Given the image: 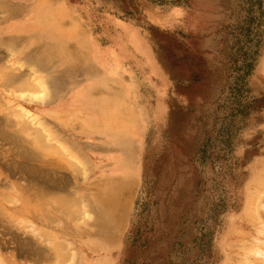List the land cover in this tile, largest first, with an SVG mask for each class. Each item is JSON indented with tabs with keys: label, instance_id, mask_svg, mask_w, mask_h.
Returning a JSON list of instances; mask_svg holds the SVG:
<instances>
[{
	"label": "rangeland",
	"instance_id": "rangeland-1",
	"mask_svg": "<svg viewBox=\"0 0 264 264\" xmlns=\"http://www.w3.org/2000/svg\"><path fill=\"white\" fill-rule=\"evenodd\" d=\"M0 3V264H264V0Z\"/></svg>",
	"mask_w": 264,
	"mask_h": 264
},
{
	"label": "bare ground",
	"instance_id": "bare-ground-1",
	"mask_svg": "<svg viewBox=\"0 0 264 264\" xmlns=\"http://www.w3.org/2000/svg\"><path fill=\"white\" fill-rule=\"evenodd\" d=\"M53 1V0H52ZM55 1V0H54ZM2 3H0V5H1ZM15 12H22V10L20 9V10H17V9H14V8H10L9 9V16H13L14 14H15ZM3 18H5V17H3ZM1 19V18H0ZM65 22V21H64ZM67 25V24H66ZM79 30H81V29H79ZM29 32V31H28ZM83 32V31H82ZM20 33H24V31H22V32H19V33H16V34H10L9 36H17V35H19ZM78 33V32H77ZM80 33V32H79ZM80 34H82V33H80ZM84 34V33H83ZM51 36H55V34H52ZM62 36H65V38H67V39H69L70 37V35H69V32L68 31H66L65 33H64V35L62 34ZM3 37V36H2ZM71 39V38H70ZM71 41H69V40H67L66 41V44L68 43H70ZM6 48H8L9 49V52L11 51V50H13L11 47H6ZM4 49V48H3ZM11 49V50H10ZM16 50V49H15ZM14 50V51H15ZM6 51V50H5ZM14 51H12V52H14ZM3 53V52H2ZM3 54H5V53H3ZM26 54V53H25ZM32 55H29L28 57H30V58H35V55L33 54V53H31ZM1 55V54H0ZM8 55V54H7ZM5 56V55H4ZM8 56H11V60L14 62L15 60H16V56L14 55V53H9V55ZM2 58H3V55L1 56ZM4 59V58H3ZM30 60V64L27 66L26 65V67L29 69L28 71L26 70V72H24V71H22L20 68H16V67H14V68H16L17 69V72H14L13 74H9V72H8V74H7V76H6V78L5 77H3V78H5V80H7V81H9V82H11V83H17V86H19L20 87V83L19 82H21L22 81V84H24L25 86L27 85V87L28 86H33L34 87V89L36 88L38 91H36L35 93L36 94H34L33 95V99L35 100L34 101V103H39L40 105H42V104H45V103H48V102H50V101H52L53 99H54V97H55V95L51 92V94L49 95V92L47 91L48 89H47V87H45V85L43 84V78L41 77V76H39L38 74H37V71L39 70V69H46V68H49L50 70L51 69H55L56 67H57V63H56V61H50L49 63H48V65H45L46 63H43L42 62V60H38V58H36L34 61L32 60V59H29ZM2 61V60H1ZM12 62V63H13ZM17 64H19V67L21 66V64L19 63V62H16ZM29 63V62H28ZM147 64H148V62H147ZM150 64V63H149ZM6 67H8V66H6ZM9 69V68H8ZM10 70V69H9ZM11 71V70H10ZM44 71V70H43ZM45 71H47V70H45ZM3 72V71H2ZM41 72V71H40ZM4 73V72H3ZM5 73H7V72H5ZM30 73V74H29ZM28 74V78H23V77H26V76H24V75H27ZM2 75V74H1ZM3 76H5V75H3ZM54 75H52V76H50V78H51V80L53 79V81H54V77H53ZM2 78V79H3ZM50 80V81H51ZM17 81H19V82H17ZM51 82V83H54V82ZM50 83V84H51ZM3 84H6L5 82L3 83ZM19 84V85H18ZM8 85H9V83H8ZM11 85V84H10ZM13 85V84H12ZM23 85V86H24ZM52 85V84H51ZM24 86V87H25ZM40 89V90H39ZM101 90V89H100ZM102 93V92H101ZM49 95V96H48ZM29 95H27V97H28ZM48 96V97H47ZM31 97V96H30ZM37 104L35 105L36 107H37ZM18 107V106H17ZM20 108H21V110L24 112V114L31 120V121H33L34 120V122H36V123H39V121L37 122V120H36V118H37V113L36 112H34V111H32L31 109H28L26 106H22V105H20L19 106ZM32 108H34V107H32ZM11 111V110H10ZM9 111V112H10ZM12 111H13V109H12ZM17 112H10V114H15V113H18V114H16V116L17 115H19V117H20V112H18V110H16ZM24 114H22L21 115V117L23 116V118H24ZM20 117V118H21ZM19 121V120H18ZM17 121V122H18ZM20 122V121H19ZM24 122H25V120H24ZM24 122H20L21 124H20V126H23L22 125V123H24ZM27 122V121H26ZM5 123V122H4ZM29 123V122H28ZM15 124L18 126V124L15 122ZM27 123H25L24 124V126L26 125ZM5 125H6V123H5ZM17 126H16V129H17ZM19 127V126H18ZM20 128V127H19ZM22 128H25V127H22ZM15 129V130H16ZM36 129L38 130L37 131V133H39V129L36 127L35 128V131H36ZM42 129L43 130H45V132H46V134H45V136L47 137V136H50L51 135V133H48L49 132V129H46L45 127H42ZM20 130H23V129H20ZM17 131H19V130H17ZM34 131V132H35ZM4 132V131H3ZM3 132H2V134H3ZM20 133H21V131H19ZM19 132H17V133H19ZM63 132V131H62ZM14 134L13 135H15L16 133L15 132H13ZM28 133V132H27ZM32 133V132H31ZM37 133H35V134H37ZM42 133V132H41ZM63 133H65V132H63ZM2 134H0V135H2ZM35 134H33V136H35ZM40 134V133H39ZM7 135V134H6ZM8 135H10V134H8ZM3 136H5V135H3ZM11 137H14V136H12V134L10 135ZM9 136V137H10ZM32 136V137H33ZM38 136V135H37ZM39 137V136H38ZM40 137H42V139H43V136L41 135ZM63 137H65V138H68V136H67V134H65ZM6 138V137H5ZM5 138H4V140H5ZM33 138H35L36 139V137H33ZM45 138V137H44ZM17 139V138H16ZM32 139V138H31ZM38 139H40V138H37V140ZM1 140L3 141V138H2V136H1ZM41 140V139H40ZM40 140H38V142L40 141ZM32 141V142H31ZM33 141L34 140H30V142H31V144H29V145H34V144H36V140H35V143L34 144H32L33 143ZM17 142V141H16ZM43 142H45V141H43ZM13 143V142H12ZM46 143H48V142H46ZM16 144H18V143H16ZM45 144V143H44ZM53 144V143H52ZM19 145V144H18ZM38 145H40V144H37V146ZM48 145V144H47ZM45 146V149H46V147H48V146ZM35 146V145H34ZM41 146V145H40ZM51 146V145H50ZM36 147V146H35ZM52 147H55V146H52ZM16 148V147H15ZM31 148V147H30ZM38 149H39V147H37ZM56 148V147H55ZM58 148V150H59V147H57ZM17 149V148H16ZM19 149V148H18ZM18 149H17V151H18ZM36 149V148H35ZM37 149V150H38ZM44 149V150H45ZM49 149H50V147H49ZM29 150V149H28ZM33 150V149H32ZM40 150V149H39ZM25 151V150H24ZM31 151V150H30ZM29 151V152H30ZM60 151V153H62V151L61 150H59ZM19 152H21L20 150H19ZM29 152H25V153H23L22 155H24V154H26V153H29ZM57 153V152H56ZM17 154H21V153H17ZM35 154V156H36V153H34ZM58 154H59V152H58ZM18 155V156H19ZM38 155V154H37ZM41 155H42V153H41ZM59 155H62V154H59ZM26 156H27V154H26ZM39 156V155H38ZM38 156H36V158L38 157ZM20 157H21V155H20ZM42 157V156H41ZM40 156H39V158H41ZM66 156L64 155V158H65ZM25 158H28V159H30V158H33V156L31 157H25ZM44 158V157H43ZM48 158V157H47ZM34 160H35V157L33 158ZM32 159V160H33ZM42 159V158H41ZM49 159V158H48ZM38 160H40V159H38ZM37 160V161H38ZM67 160V159H66ZM69 161V160H68ZM1 162H3V161H1ZM72 162V161H71ZM7 163H8V161H7ZM20 163V162H19ZM18 163V164H19ZM1 164V163H0ZM8 164H10V166H12L11 164H14V163H8ZM8 164H6V162H5V164H4V167H2V168H5V165H6V167H7V165ZM53 161H46V162H41V167H46V168H48V167H51V166H53ZM71 164V163H70ZM25 165V164H24ZM23 165V166H24ZM73 165V164H72ZM9 166V167H10ZM14 166V165H13ZM13 166H12V168H13ZM28 166H31V165H28ZM28 166L26 165V168H28ZM74 166V165H73ZM20 167V164H19V166H18V168ZM36 167V166H35ZM35 167H33L32 166V169L33 168H35ZM70 167H72V166H70ZM75 167V166H74ZM78 167V166H77ZM57 168V167H56ZM59 168V167H58ZM10 169V168H9ZM8 169V170H9ZM15 170H16V168H14ZM29 169V168H28ZM28 169H23V173L25 174V176H26V174H28V173H26L27 171H24V170H28ZM42 169V168H41ZM72 169V168H71ZM76 169V168H75ZM77 169H79V168H77ZM15 170H11L10 172H9V174L10 173H14L15 172ZM29 170H31V169H29ZM52 170H54L55 171V169H52ZM73 170H74V168H73ZM72 170V171H73ZM19 171V170H18ZM31 171H33V170H31ZM30 171V172H31ZM37 171H38V169H37ZM40 171V170H39ZM47 171V170H46ZM51 171V170H50ZM79 171V170H78ZM34 172V171H33ZM36 172V171H35ZM81 172V171H80ZM43 173H44V168H43ZM52 173H53V171H52ZM51 172H50V175L52 174ZM74 173H76V172H74ZM32 174V172L31 173H29V175H31ZM41 174H42V171H41ZM40 174V172H37V174L36 173H34V176L32 177V182L33 181H35L36 183H34V188H35V190H38L39 191V189L40 188H42V185H38V183L37 182H39V181H42L43 183H44V185H43V192H44V189H47V190H51V189H54V191H55V189L57 188V189H61V190H64L63 188L66 186V183H69L68 181H67V177H66V179H64L65 178V176L63 175V177L64 178H58L57 176V179L55 178L54 180H53V175L52 176H49V175H44V176H46L45 178L42 176ZM45 174V173H44ZM46 174H47V172H46ZM48 174H49V172H48ZM54 174V173H53ZM56 174V173H55ZM78 174V173H77ZM11 175H13V174H11ZM10 175V176H11ZM15 175V174H14ZM13 175V177H15ZM53 177V178H51V179H49V177ZM55 176V175H54ZM59 176V175H58ZM60 176H62V174L60 175ZM19 177H21V176H19ZM29 177H31V176H29ZM47 177H48V179H47ZM80 177H82V176H80ZM72 177L70 176V179H71ZM2 179V178H1ZM0 179V180H1ZM26 180V179H25ZM2 181V180H1ZM27 182H30V181H28V180H26ZM72 181V180H71ZM71 181H70V183H69V185L71 184ZM3 182V181H2ZM6 182V181H5ZM31 182V183H32ZM2 184V183H1ZM6 184V183H5ZM28 184V183H27ZM40 184H41V182H40ZM4 185V184H3ZM2 185V186H3ZM10 186V185H9ZM24 185H22V187H23ZM31 186H32V184H31ZM30 186V187H31ZM39 186H41V187H39ZM21 187V189H23ZM26 187V186H25ZM29 187V188H30ZM33 187V186H32ZM67 187V186H66ZM26 189V188H25ZM29 190V189H28ZM31 190V189H30ZM60 190V191H61ZM53 191V190H52ZM53 191V192H54ZM47 192V191H46ZM75 192V191H74ZM35 193V192H34ZM36 193H38V192H36ZM42 193V192H41ZM49 193V192H48ZM52 193V192H51ZM1 194V193H0ZM39 194H40V191H39ZM4 194H2V196H3ZM45 195H47V193L45 194ZM75 195V194H74ZM54 196V195H53ZM39 197H41L40 195H39ZM57 197V196H56ZM56 197H55V199H56ZM68 198H69V196H67ZM73 197V196H72ZM71 197V198H72ZM75 197V196H74ZM62 198V197H61ZM60 198V199H61ZM68 198H67V200H68ZM80 197H78V199H79ZM41 199V198H40ZM52 200H53V197L51 198ZM51 199H50V201H51ZM65 199H66V197H65ZM73 199V198H72ZM58 200H59V198H58ZM255 199H252V198H249V199H247V201H246V204H245V209H244V211H246V213L247 212H249V211H251V210H253L254 209V207H255V201H254ZM55 202H56V200H54ZM54 201L52 202V203H54ZM61 201V200H60ZM65 201V200H64ZM70 201V200H69ZM73 200H71V202H72ZM75 201V200H74ZM78 201V200H77ZM81 201H84V200H81ZM58 202V201H57ZM80 202V201H79ZM261 202H262V200H261ZM260 202V203H261ZM61 203H63V201H61L59 204H61ZM67 203H69V202H67ZM81 203V202H80ZM80 203L78 204L79 206L78 207H80ZM54 204H57V203H54ZM70 204V203H69ZM74 204V203H73ZM76 204H77V202H76ZM83 204V203H82ZM81 204V205H82ZM58 205V204H57ZM64 205H66V204H62V206L60 205V207H63ZM69 206V205H68ZM74 207H75V205H73ZM43 207V206H42ZM55 208H57L56 206H54ZM60 207H59V209H60ZM70 207V206H69ZM85 207V206H84ZM66 208H67V206H66ZM71 208V207H70ZM76 208V207H75ZM75 208H74V211H75ZM80 209V208H79ZM44 210H45V208H44ZM70 210V209H69ZM69 210H66L67 212L69 211ZM43 211V210H42ZM71 211V210H70ZM76 211H77V209H76ZM79 212V211H78ZM45 213H46V211H45ZM48 213V212H47ZM64 213V212H63ZM69 213H71V212H69ZM84 214V213H83ZM47 215V214H46ZM74 215H76L77 216V214H74ZM74 215H72V216H74ZM79 215V214H78ZM42 216V215H41ZM47 216H49V215H47ZM64 216H66V215H64ZM72 216H70V220H72L71 219V217ZM76 216H74V217H72V218H75ZM83 216V215H82ZM86 216V215H85ZM51 217V216H50ZM43 218V217H42ZM78 219V221H79V217H77ZM86 218V217H85ZM73 221V220H72ZM71 222V221H70ZM76 224H79V222L78 223H76ZM42 231H44L43 229H41ZM47 231V230H46ZM46 231H44L45 233H47ZM49 232V231H48ZM53 233V232H52ZM48 235H50V233H48ZM52 235V234H51ZM50 235V236H51ZM52 237V236H51ZM53 238H54V236H53ZM51 239V238H50ZM50 239H49V242H48V244H50ZM52 242H53V240H51ZM55 241V240H54ZM60 241V240H59ZM59 241H57L56 243H57V245H58V242ZM62 242H63V240H62ZM61 243V242H60ZM59 243V244H60ZM63 243H67L68 244V242H63ZM62 243V244H63ZM51 244H53V243H51ZM61 244V246H63ZM54 245V244H53ZM66 244H64V246H65ZM55 246H56V244H55ZM55 246H51V247H55ZM68 246H69V244H68ZM57 247V246H56ZM58 248V247H57ZM67 247L65 246V249H66ZM60 250H61V248H59ZM69 249V248H68ZM53 250H54V248H53ZM55 250H56V253L59 255V253H58V251H60V250H58V249H56L55 248ZM58 250V251H57ZM54 252V251H53ZM67 252H69V251H67ZM67 252H66V254L65 255H68L69 256V253L67 254ZM72 252V251H71ZM70 252V253H71ZM75 252V251H74ZM38 253V252H37ZM245 253V252H244ZM55 254V253H54ZM62 254H63V250H62ZM42 255V254H41ZM60 255H61V253H60ZM64 255V254H63ZM71 255V254H70ZM55 256H57L56 254H55ZM62 256V255H61ZM61 256H59L60 258H59V261L60 260H63L64 258H63V256H62V259H61ZM67 256V257H68ZM72 256H73V254H72ZM66 257V256H65ZM253 257V256H252ZM70 258V257H69ZM56 259V261H57V258H55ZM68 260V259H67ZM58 262V261H57Z\"/></svg>",
	"mask_w": 264,
	"mask_h": 264
}]
</instances>
